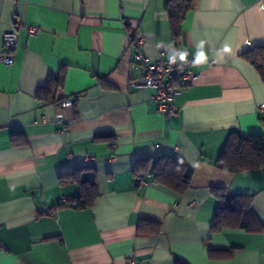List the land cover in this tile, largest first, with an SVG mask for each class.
<instances>
[{
	"label": "crops",
	"instance_id": "crops-1",
	"mask_svg": "<svg viewBox=\"0 0 264 264\" xmlns=\"http://www.w3.org/2000/svg\"><path fill=\"white\" fill-rule=\"evenodd\" d=\"M166 3L0 0V56L5 33L17 32L13 64L0 58V264H264V230H212L211 190L253 195L264 222V169L217 165L233 130L264 135V81L243 56L264 44V0H196L179 35ZM137 35L153 60L192 61L193 84L174 83V116L158 112L153 89L135 86ZM63 67L59 100H38ZM162 155L194 169L183 194L149 171ZM86 166L97 170L98 194L77 209L81 187L65 175ZM141 223L159 231L139 232Z\"/></svg>",
	"mask_w": 264,
	"mask_h": 264
},
{
	"label": "trees",
	"instance_id": "trees-1",
	"mask_svg": "<svg viewBox=\"0 0 264 264\" xmlns=\"http://www.w3.org/2000/svg\"><path fill=\"white\" fill-rule=\"evenodd\" d=\"M195 2L196 0H167L166 7L175 35L181 34L182 23ZM243 56L257 68L264 81V44L248 49ZM65 68H61L58 73H52L46 84L39 87L36 92L38 100L45 103H56L59 100L57 93L65 84ZM104 135L114 137L112 132H106ZM217 165L232 173L264 169V135L233 130L217 159ZM149 171L158 183L180 194L190 188L194 173L192 167L171 155L158 157ZM65 176L69 178L68 180L78 182L81 187L79 194L70 203L77 209L92 206L98 194L96 168L90 166L76 168ZM211 190L219 200L218 210L213 219V231L224 228H239L252 232L264 230V222L252 207L253 195L231 193L224 187H212ZM146 225L148 224L141 223L138 227L139 232L159 231V228L149 230ZM231 253L211 250L212 256H229Z\"/></svg>",
	"mask_w": 264,
	"mask_h": 264
},
{
	"label": "built area",
	"instance_id": "built-area-1",
	"mask_svg": "<svg viewBox=\"0 0 264 264\" xmlns=\"http://www.w3.org/2000/svg\"><path fill=\"white\" fill-rule=\"evenodd\" d=\"M40 31L37 26H30L29 33L36 35ZM4 49L6 54L0 56L1 60L7 65L13 64V55L11 52L17 47V32L9 31L5 33L3 38ZM132 44L136 48V51L132 55L133 61L138 63L141 68L140 82L135 83L136 87L151 88L154 90L151 98L158 103V112L165 117L176 115L180 108L175 104V97L181 91L174 86V83H178L182 86H188L193 84L197 78V74L187 68V65L192 61L186 58L182 63L178 57L170 59L159 58L157 60L151 59L147 54L143 52L144 41L143 37L137 35L133 37ZM62 107L73 105L71 99H63L60 102ZM264 105L261 106V109ZM63 115L58 114L57 119L62 120ZM138 183H144L145 178L143 175H138ZM66 198L62 197L61 202H65ZM0 248H3L0 245Z\"/></svg>",
	"mask_w": 264,
	"mask_h": 264
},
{
	"label": "clouds",
	"instance_id": "clouds-1",
	"mask_svg": "<svg viewBox=\"0 0 264 264\" xmlns=\"http://www.w3.org/2000/svg\"><path fill=\"white\" fill-rule=\"evenodd\" d=\"M175 58L173 57V60H174ZM180 59H184V57L183 56H181L180 57ZM205 60V54H204V52L203 51H201V52H199V54H198V56H197V63H199V62H202V61H204Z\"/></svg>",
	"mask_w": 264,
	"mask_h": 264
}]
</instances>
